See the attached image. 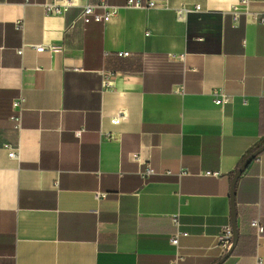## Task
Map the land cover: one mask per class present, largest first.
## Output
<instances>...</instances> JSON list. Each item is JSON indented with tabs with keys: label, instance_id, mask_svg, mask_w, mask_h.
Returning <instances> with one entry per match:
<instances>
[{
	"label": "crops",
	"instance_id": "0c3cea01",
	"mask_svg": "<svg viewBox=\"0 0 264 264\" xmlns=\"http://www.w3.org/2000/svg\"><path fill=\"white\" fill-rule=\"evenodd\" d=\"M45 1L0 0V264H213L232 175L264 142V23L251 18L264 0H153L88 23L81 8L98 0L63 14ZM234 198L238 241L222 264H264V150ZM171 216L187 232L178 246Z\"/></svg>",
	"mask_w": 264,
	"mask_h": 264
},
{
	"label": "built area",
	"instance_id": "2783aa9c",
	"mask_svg": "<svg viewBox=\"0 0 264 264\" xmlns=\"http://www.w3.org/2000/svg\"><path fill=\"white\" fill-rule=\"evenodd\" d=\"M157 3L153 0H126L124 4H110L107 3L105 0H98L97 2H88L84 4L81 8L80 18L84 23L88 22H105L106 20L115 17L121 9L124 8H148L154 7ZM72 6L71 0H46L42 7L46 13L52 14H63L66 12L69 7ZM195 11L199 10V6L195 5ZM251 18L255 22L264 23V17L259 16L258 14H251ZM30 47L34 48L36 52H43L47 51L50 54L58 53L62 50L61 44H33L29 45ZM22 47L18 50V54L22 53ZM117 57H126L130 55L128 51H117L114 53ZM105 55H109V53L105 52ZM101 86L106 88L110 86V80L108 77L103 78L101 81ZM231 97L226 94H218L215 98L214 103L217 105H222L223 103L229 102ZM13 113L10 116V120L13 122L15 128H19L21 126L23 111H24V97L22 95L17 96L12 102ZM119 121V118L114 117L111 119L112 123H116ZM81 130H77L75 132L76 136L80 135ZM8 152L7 155L11 159L18 160L19 156L17 154V150L11 148L8 144L4 146ZM138 160L139 156H135ZM188 170L183 168L180 170L179 175L188 174ZM206 175L210 176H217L218 172L213 171H205ZM155 174V170L152 166L147 165L146 168L140 172V175L143 179H147L150 176ZM98 197L103 196V194L98 193ZM171 222L175 226V231L170 237V243L174 246H178L179 238L181 236H186L187 232L180 229V223L177 216H171ZM250 226L255 228L257 232H262L263 226L259 220V218H254L250 221ZM232 239V230L230 224H226L220 230V232L216 236V244L215 246L218 248L220 255H223Z\"/></svg>",
	"mask_w": 264,
	"mask_h": 264
},
{
	"label": "water",
	"instance_id": "95a60500",
	"mask_svg": "<svg viewBox=\"0 0 264 264\" xmlns=\"http://www.w3.org/2000/svg\"><path fill=\"white\" fill-rule=\"evenodd\" d=\"M264 150V142L257 146L250 154H248L241 162L239 167L233 173L230 183V226L232 230V239L226 252L213 264H222L232 253L238 241V228H237V214L235 207L234 190L235 185L240 175L245 171L250 162Z\"/></svg>",
	"mask_w": 264,
	"mask_h": 264
},
{
	"label": "trees",
	"instance_id": "16d2710c",
	"mask_svg": "<svg viewBox=\"0 0 264 264\" xmlns=\"http://www.w3.org/2000/svg\"><path fill=\"white\" fill-rule=\"evenodd\" d=\"M188 20H191V14L188 16ZM259 145H260V144L254 146V147H252L250 150H248L247 153H246V156H247L248 154H250V153H251V152H252L257 146H259ZM246 156H245V157H246ZM245 157H244V158H245ZM242 161H243V160H242ZM242 161H241V162H242ZM241 162H240V164H241ZM240 164H239V165H240ZM239 165L237 166V168L239 167ZM234 252H235V251H233L232 254H234Z\"/></svg>",
	"mask_w": 264,
	"mask_h": 264
}]
</instances>
